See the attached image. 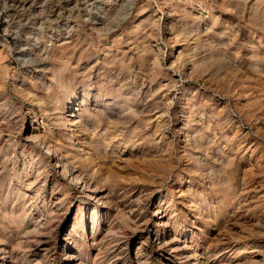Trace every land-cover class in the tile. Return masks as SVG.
Segmentation results:
<instances>
[{
  "label": "rangeland",
  "instance_id": "rangeland-1",
  "mask_svg": "<svg viewBox=\"0 0 264 264\" xmlns=\"http://www.w3.org/2000/svg\"><path fill=\"white\" fill-rule=\"evenodd\" d=\"M158 6L167 14L168 31L174 27L165 41L149 36L151 12ZM89 12L97 24L89 21ZM158 45L165 50L166 61L155 66ZM182 50L185 54L178 60ZM57 73L72 90L75 86L91 92L87 105L99 114L97 128L70 139L69 129L54 122L46 89ZM31 78L36 95L32 119L39 123L42 115L50 121L54 128L50 137L78 166L76 145L95 141L86 157L100 170L96 182L102 194L114 213H121L114 221L119 229L108 236L112 242L128 241L124 255L107 244L103 251L91 252V263L107 264L113 258L116 264L125 260L127 264H171L170 260L186 264L175 260L173 250L157 247L158 206L166 219L179 224L182 248L196 249L190 237L185 243L182 234L192 231L197 222L202 228L195 232L201 250L206 249L209 231L214 264L263 263L264 9L256 0H239L229 7L211 5V0H0V105H6L0 111V150L17 149L18 161L8 167L14 166L22 189L32 186L30 192L35 194L37 185L26 177L35 161L15 141L31 135L30 107L10 83L13 79L30 83ZM103 107H110L108 113L115 116L102 115ZM123 107L133 109L125 112ZM84 170L92 172L88 167ZM51 175L59 186L50 184L39 199L42 206L47 196L49 210L41 216L33 207L28 218L41 219L43 226L26 243L27 263H38L46 255L49 264H67L65 248L74 246L69 234L80 205L77 192L59 173ZM190 183L213 198L218 210L215 226L192 214L190 194L181 193ZM14 184L18 185L16 180ZM65 185L74 194L71 205L62 204ZM8 188L9 183L0 192ZM14 202L11 199L9 206ZM82 210L89 212L88 201ZM9 227L6 237L15 245L17 233L12 224ZM166 230L165 235L173 228L169 225ZM102 235H107L106 228Z\"/></svg>",
  "mask_w": 264,
  "mask_h": 264
},
{
  "label": "bare ground",
  "instance_id": "bare-ground-1",
  "mask_svg": "<svg viewBox=\"0 0 264 264\" xmlns=\"http://www.w3.org/2000/svg\"><path fill=\"white\" fill-rule=\"evenodd\" d=\"M238 1L239 0H211V5L215 4V3H220L224 7H229V5L237 6ZM246 1L248 2L250 0H246ZM256 1H257V5L264 9V0H256ZM161 6H158L156 8L157 10H154L153 12H151V19L149 20V24H148L149 25V32H150L149 36L150 37H153V36L156 37L158 41H165L168 36H170L174 33L173 32L174 27L171 26L170 31H168V25H167L168 18L166 17L167 14L165 13L164 7H161ZM172 8H173V5H172ZM176 12H178V11H176ZM228 12H229V10H228ZM179 14H181V13L179 12ZM89 15H88L89 21H92L91 22L92 25L97 24L98 19L96 18V16L92 12H89ZM251 24H253V23H251ZM261 27H262V25H261ZM95 29H97V28H95ZM98 29H100V28H98ZM109 29H110V27H109ZM67 30H69V29H67ZM107 32H109V31H107ZM207 32H209V31H207ZM254 37H256V36H254ZM189 42H190V40H188L187 43L183 44V47L186 48L188 46ZM166 46H168V45H166ZM157 47H159V49H161V50L158 51L160 53H157L158 56L156 55V58L154 60L155 66L156 65H163L166 61V59L164 57V51L165 50L162 47H160V45H158ZM156 52H157V50H156ZM184 54H185V52L182 50L179 53L178 60H181V58ZM31 61H32V59H31ZM26 63H29L30 65L32 64V63H30V61H27V60H26ZM180 63H181V61H180ZM177 64H179V63H177ZM182 64H183V62H182ZM64 67H66V66L64 65ZM163 67H165V66H163ZM193 68H195V67H193ZM4 69H6V68H4ZM184 76L185 75L180 72V79H184ZM15 77H16V75H15ZM90 79H91V77H90ZM4 80L5 81L8 80V77L6 76ZM10 83H12L13 90L16 91V93H19V95H21L22 98L24 99L25 103L28 104V107H30V110L28 113L31 115V118H30L31 135L26 136L25 139L22 137H18L16 140L15 139L14 140L15 141L18 140V142H21L23 144V147L25 149L26 154H28L29 157L31 159H34V161H35L34 166L31 167V172L27 173L26 177H30V181L32 183H35V185H37V186H36V193L35 194H34V192L33 193L30 192V191H32V189H31L32 186H29L30 184L28 186L31 188H27L28 190L24 191L20 185V182L22 183L21 178H19V176L17 174H15L16 171L14 169V166L10 167V168L8 167V163H11V165H14L18 161L17 156L15 155V150H17V149H15L14 152L0 150V156H2V159H3V162L0 164V165H2L0 168V188H4L5 185L9 183V188L6 191L4 190V193L0 192V218L3 220L4 219L8 220L10 223L9 225L5 226L3 221L0 220L2 223V224L0 223L1 224L0 227L2 229H5V233L2 230L0 231V239H1V236H3L2 239L0 240V264H49L47 262V261H49V257H47L46 255H43L42 259L40 261H38V263H27L26 257H25L26 251H23V250H26V248H27L26 243L28 242V239L29 238L32 239V236L34 234L40 233V229L42 228L41 226H43L42 221H40L41 219L39 220L40 222L35 220V218H31V220L28 221V218L31 217V214H32V208L36 207L38 210L41 211V213H40L41 216H44L43 211L45 209H46V212L49 210L48 209V203L46 201L47 196L44 197V203L42 206H40L41 200L39 201V199L42 198L43 194L46 195L48 186H50V184L53 185L52 186L53 188H56L59 186V180L56 177H54L55 175H51V172H55L56 175L59 173V175L63 177L64 181L66 179L68 181V184L75 186V189L77 192L75 194V196L76 195L78 196L77 199L79 200V203H80V205L77 208L76 217L74 219V224H73L74 230H73V232H71L69 234V236H71V240L73 241L74 246H67L65 248L66 263L67 264H98V263H91V261L88 259V257L91 255V252L94 250H96V251L98 250L100 252L103 251V249L105 247L107 248V246H106L107 244L112 245L111 246L112 249L115 250V252H117L121 256H123L125 253L126 247L128 245V241L125 240L126 242H121V240H117V241L113 240L114 242H112V239L109 240V236H108L109 234L111 236L113 233H115V231L117 229H119L118 225L114 221H116V219H118L117 216L121 215V213L120 212H118L117 214L114 213L109 198L102 194V188L96 182V176L100 170H98V168H96V165H95V167L92 166V159L88 155L89 154L88 153V147H92V145L95 144V141L94 140L87 141V142L82 141L76 145V147L78 148V150L80 152V156L78 157L80 164L78 166L77 162H75L73 159H71L69 157V155L65 154L62 150V147H60L58 145V143L55 142L50 137L49 133L54 131V128H53L52 124L50 123V121H48L45 117L43 118L42 115L40 117L41 121H39V123H38L37 119H32V113L33 112H34V116L36 117V112L31 109V107H32V96L34 95V93L32 91V78H31L30 83H26L25 80L17 81L16 79H13V81ZM73 87L74 88L72 90L69 86V83L65 82V79L63 78L62 74L57 73L55 76H53L50 79V84L47 85V89H46L48 98L51 101V107H52V111H53L54 122L59 127H65L67 129H69L67 131H69V133L71 135L70 139L74 135L79 136V134L81 132H84V131L88 130L89 128H94V129L97 128L98 123L100 122V119L98 116L99 114L97 115L95 110L92 109V107H89L87 105V103L90 102V96H91L90 93L91 92L89 90L85 89L84 87L83 88L82 87L81 88L80 87L75 88V86H73ZM34 96H36V95H34ZM39 100L40 99H38V101ZM4 105L5 104L0 105V111L2 110L1 107H3ZM103 108H104V110L101 112L102 115H106L109 118H112V116H115V115L108 113L109 112L108 109L110 107H103ZM132 109H133V107H123V110L124 111L126 110L125 112H127V110L129 111ZM136 112H137V110L136 111L133 110L132 114L135 115V114H137ZM2 118H1V120H2ZM5 119H7V118H5ZM23 123H24V120H23ZM110 129H111V127H110ZM18 130H19V128H18ZM157 135H158V133H157ZM15 138H16V136H15ZM86 147H87V149H85ZM86 153H88L87 154L88 157H86ZM92 153H94V152H92ZM85 167L90 168L92 170V172H90V173L86 172L84 170ZM32 179H34V181ZM15 180L17 181L18 185L14 184ZM213 185H215V183ZM64 187H66V185ZM181 193L182 194H186V193L190 194V208L194 209V211L192 213L194 216H198L199 219H202L203 221H205L204 223L209 225V226H215L216 215L218 213V210L215 207V203L213 201V198L208 197L204 193L203 188L202 189L199 187L195 188L194 184L190 183L188 185L187 191H181ZM63 196H64V198L62 200V204L63 203L65 204L66 202H68L71 205L74 203V201H75L73 199L74 194L71 193L70 188H67V187L64 188ZM145 198H146V196H145ZM11 199L12 200L14 199L16 202H14L13 205L9 206ZM87 201H88V205H89V212L87 211V214H86L85 211L82 210V205H84V203ZM28 202H29V204H27ZM170 203H172V202L170 201ZM156 212H157L158 216L161 217L160 218V226H159V229L157 230V240H158L157 241V247L159 249L169 248L170 250H173L172 253H176L175 260H177L178 262H181V263H186V264H214V261H213L214 255L212 254V251H211L212 245L209 243L210 240L208 241L209 231L205 233V238H206V242H207V246H205L206 247L205 250L200 249V246H199L198 241H197V235L195 234L196 231H201V229H202L200 227L201 225L197 224V222H194L192 231H184V233L182 235L185 238V243H186L187 239L190 237L192 245L193 244L195 245L196 249L194 250V252H191L188 248H186V247L182 248L180 246V244H178V238H179L178 237V227H179V224H177L176 221H171L172 220L171 218H169V219L167 218L168 219L167 220L166 215H162L165 212L163 210L162 206L156 207ZM11 224L15 227V233H17L16 236L18 237L17 243H15V245L10 244L9 238L6 237V234H7L6 230L11 228V227L8 228V226H10ZM169 225L172 226L173 230H171L170 234L165 235V232L167 231L166 228H168ZM160 227H164L165 230L160 228ZM104 228L107 229V235L106 236L102 235ZM161 231H164L163 234H160ZM198 234H199V232H198ZM90 237H91V240H89ZM125 239H126V237H125ZM29 241H32V240H29ZM90 241L92 242L91 244H90ZM141 244H142L141 246L143 247L144 242ZM199 249H200V251H199ZM200 252H201V254H200ZM113 261H114V259L112 258L106 263L107 264H116ZM125 261H121L119 264H127V263H125ZM170 263L176 264V262L174 260H170ZM261 264H264V257H263V263L261 262Z\"/></svg>",
  "mask_w": 264,
  "mask_h": 264
}]
</instances>
